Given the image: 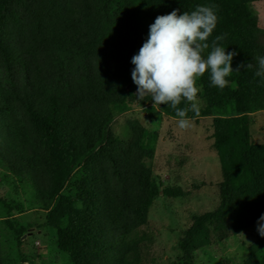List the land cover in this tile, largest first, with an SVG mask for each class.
<instances>
[{
    "label": "trees",
    "instance_id": "16d2710c",
    "mask_svg": "<svg viewBox=\"0 0 264 264\" xmlns=\"http://www.w3.org/2000/svg\"><path fill=\"white\" fill-rule=\"evenodd\" d=\"M258 1L0 0V170L31 189L33 205L46 213L43 226L55 231L54 244L71 264H141L142 238L130 234L147 224L160 194L186 196L154 179L138 121H127L128 145L110 130L137 101L131 60L149 26L175 9L216 5L209 43L226 34L222 45L238 53L233 69L255 66L264 56V29L252 9ZM254 72L234 71L224 89L211 86L208 73L197 80L205 103L198 116L213 117L219 202L191 217L174 264H194L198 251L247 231L264 214V141L250 131L251 114H264V83ZM159 109L177 119L170 106ZM227 109L233 114L213 116ZM6 225L21 244L24 228ZM246 252L240 264H264V237Z\"/></svg>",
    "mask_w": 264,
    "mask_h": 264
},
{
    "label": "rangeland",
    "instance_id": "374dc122",
    "mask_svg": "<svg viewBox=\"0 0 264 264\" xmlns=\"http://www.w3.org/2000/svg\"><path fill=\"white\" fill-rule=\"evenodd\" d=\"M258 26L264 29V0L252 4ZM199 88V87H198ZM200 89V88H199ZM137 97L128 109L110 124V130L129 144L128 120L138 121L145 129L142 144L153 151L152 174L160 188H181L186 196L169 198L159 195L148 212L147 224L134 230L129 238H142L141 264H174L181 253L178 239L190 226L191 217L212 211L218 204L221 181L218 159L213 149L212 116L200 117L189 111L191 126L180 129L177 119L165 117L159 105ZM146 102L141 104V102ZM186 106L187 102L185 101ZM199 110L205 105L201 89L197 97ZM230 109L213 116H229ZM250 131L256 142L264 141V114L250 116ZM217 161V162H216ZM65 193L74 194L67 190ZM46 213L32 203V191L0 170V254L2 264H71L68 256L54 244L55 231L43 226ZM12 219V220H11ZM24 228L21 244L6 225ZM260 235L257 223L226 241H213L196 254L194 264H240L247 247Z\"/></svg>",
    "mask_w": 264,
    "mask_h": 264
},
{
    "label": "clouds",
    "instance_id": "9594fccd",
    "mask_svg": "<svg viewBox=\"0 0 264 264\" xmlns=\"http://www.w3.org/2000/svg\"><path fill=\"white\" fill-rule=\"evenodd\" d=\"M216 5H198L191 12L178 14L179 9L159 15L149 26L146 41L132 57L135 66L131 76L137 86L136 96H151L154 105H167L177 117L180 129H188V112L199 113L198 78L209 74L211 86L224 89L234 71L255 69V76L264 83V56L253 63H241L234 70L233 58L238 53L227 52L222 45L225 35L216 36L209 43L218 23ZM186 101V107H179ZM257 232L264 237V214L257 220Z\"/></svg>",
    "mask_w": 264,
    "mask_h": 264
},
{
    "label": "crops",
    "instance_id": "0c3cea01",
    "mask_svg": "<svg viewBox=\"0 0 264 264\" xmlns=\"http://www.w3.org/2000/svg\"><path fill=\"white\" fill-rule=\"evenodd\" d=\"M216 157H217V156H216ZM216 162H217V161H216ZM217 163H218V162H217ZM218 169H219V163H218ZM219 171H220V169H219ZM244 233H245V232H244ZM226 240H227V239H226ZM226 240H225V241H226Z\"/></svg>",
    "mask_w": 264,
    "mask_h": 264
}]
</instances>
